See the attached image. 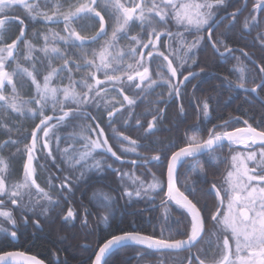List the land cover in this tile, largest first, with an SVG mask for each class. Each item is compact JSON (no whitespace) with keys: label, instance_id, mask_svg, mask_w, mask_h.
<instances>
[{"label":"snow or ice","instance_id":"obj_1","mask_svg":"<svg viewBox=\"0 0 264 264\" xmlns=\"http://www.w3.org/2000/svg\"><path fill=\"white\" fill-rule=\"evenodd\" d=\"M17 7H22L31 21L63 23L64 34L52 30L48 34L36 33L43 39V46L37 48L31 40L26 39L25 20L20 16L9 15ZM229 7H232V0H75L74 3L72 0H0V110L5 115L14 113L21 117L39 119L30 133V142L22 149H17V152L26 155L19 180L8 183L11 176L8 159L11 157L0 156V241H16L28 228L42 230L41 220L54 222L59 218L62 224L69 227H75L78 220L82 228L88 226V218L92 215L88 207L81 206L79 210L68 207L62 215L59 212L55 217L52 215L61 205V200L67 202L68 197L74 195L76 185L70 176L65 175L59 184H55L53 181L60 177L50 175L47 189L37 182V165L44 168L39 163L38 153H43L53 162L56 160L52 147L54 138L62 162L70 170L79 169V181L86 182L89 172L102 173L105 167L111 169L120 181L119 196L126 203L161 188L155 173H151L152 180L146 182L136 175V170L148 164L165 163L167 191L161 200L165 209L162 217L167 220L169 204H175L189 217L188 225L182 233L185 237L183 239L162 238L165 231L163 227L160 229V238L138 231L111 235L94 252L92 264H108L107 257L114 250L128 246H139L142 249L138 253L139 258L146 254L189 250L184 264H264V127H254L245 119L242 121L244 127L228 130L229 121L225 120L208 129L207 138L191 136L187 143L177 146L170 155L168 150L174 146L172 144L151 156H144L138 151L147 145L113 127L123 112H127V118L122 120V126L127 127L135 115L133 110L138 106V100L142 99L140 96L134 98L127 95L124 85L129 88L134 86L135 90L144 94L155 87H167L168 98L178 99L181 89L204 72L203 69L199 72L190 71L192 64H188L202 42L210 44L220 58H235L238 61L230 69L236 75V80L217 76L221 80L219 87L243 90L246 94L255 95L264 104V97L259 96L260 92H264V66L259 68V82L247 87V72L250 69L247 64L240 62L239 57L233 56L237 49L229 46L225 39L227 31L235 27L241 11L236 8L229 12ZM49 8L51 11H46ZM252 10L253 13L264 14V0H255ZM221 11L224 12L223 16L218 15ZM104 13L111 15L114 20L111 35L98 50L93 48L90 51L88 45L95 44L102 36H108ZM82 18L98 21L99 28L94 35H82L81 31L73 27V22ZM225 20H229L226 31L214 39L215 30ZM13 22L18 24L19 34L7 42V26ZM259 23L257 15L252 14L244 19L242 30H250ZM154 24L163 27L158 29ZM168 25H174L177 31H171ZM133 26L140 27L141 34L130 35ZM186 33L204 35H196L189 42L185 38ZM143 36H147V40ZM162 37H167L171 43H162ZM121 39L129 43L120 47ZM255 39L264 46V33H258ZM58 44L65 45L64 50ZM161 48L165 50L161 51ZM69 50H72L71 53ZM37 51L43 54V58L34 55ZM240 51L251 60L248 53ZM57 59L63 63L52 67L51 61ZM44 60H48L45 68L50 69L46 74H42L37 67V64H44ZM81 69L88 71L80 80L73 79L74 70L79 72ZM98 73L103 74V79ZM153 75L156 79H153ZM57 78H67L69 83L57 85ZM25 81L34 88V94L28 98H23L17 89V84L23 87ZM77 86L82 90L77 91ZM198 87L193 85L194 89ZM9 88L10 92L5 94ZM110 91L118 92L122 101L109 99ZM67 102H71L72 106H68ZM117 103L119 107L115 106ZM157 103L167 101L160 99ZM89 107L106 113L112 138L127 143V146L121 144V153L135 154L137 160H124L122 155L113 150L109 137L101 127L104 116L101 115L98 120L97 116L87 111ZM196 107L200 116L206 120L210 115L208 99L199 102ZM49 110L52 114H45ZM179 112L183 114V105H180ZM164 114L165 109H157V115H153L147 122L143 136L145 140L159 130L157 126L164 119ZM232 119L235 121L238 118ZM76 120L85 122L78 125V132L74 131L67 137L57 134L60 128ZM0 127L7 128V124H0ZM135 127L143 128L144 125L136 119ZM218 128L221 130L217 131ZM191 130L199 132L200 128L192 125ZM40 132L42 136H38ZM62 139L82 143L79 147L68 144L61 149L59 145ZM19 142L9 139L0 146L7 147ZM225 145L229 148L230 164L222 186L211 184L217 203L215 211L208 217L214 228V231L209 232L205 227L207 218L198 207L199 201L193 202L189 197L194 194L195 185L207 178L206 170L200 166L201 156H207L213 163L225 162L228 158L217 155V150ZM234 146H243V150H235ZM98 153L110 155L114 162L121 165L129 164L131 169L125 171L123 168H113L111 164L105 165L102 159H97ZM56 168L64 171L58 164ZM181 168L185 169L184 173H181ZM187 172H191L195 179L181 181L180 176ZM50 190H55L58 195L53 197ZM89 203L103 210L97 213L100 223L115 219L119 211L117 196L103 188L93 190ZM15 212H19L18 217ZM206 236L208 239L204 247L197 248L195 253L191 252ZM0 264H45V261L21 251H0ZM60 264L68 262L64 260ZM156 264H163V261L159 260Z\"/></svg>","mask_w":264,"mask_h":264},{"label":"trees","instance_id":"obj_2","mask_svg":"<svg viewBox=\"0 0 264 264\" xmlns=\"http://www.w3.org/2000/svg\"><path fill=\"white\" fill-rule=\"evenodd\" d=\"M72 2H75V0H72ZM237 2L240 5L242 4V0H232V7L228 8L229 12L234 11L237 6H239L236 4ZM254 2L255 0H248V9L252 8ZM104 14L106 24L108 25V33H110L112 31L111 29L112 25L114 24V20L108 13ZM256 15L260 21V23L255 26L256 29L251 27L250 30H242V24H240L237 20L235 27L227 31L225 39L229 46L241 49L248 53L251 59L255 61L260 67H262L264 66V46H261L260 42L255 39L257 35L253 32L256 30L257 33H263L264 14L256 13ZM239 18H241V16H238V19ZM228 24L229 20H225L215 30L216 35L214 39L218 37L220 33H223V28L225 26L227 27ZM10 25L13 26V32L18 33L19 27L15 23H11ZM27 26L28 31L26 34V39L31 40V42L33 41L37 48L42 47L43 39L42 37L37 36L36 33H45L47 30L46 25L42 22V20H37L30 22L27 21ZM78 26H83L84 31H86V26L89 29V32L87 33L81 31V34L89 35L90 29H97L99 24L96 20L82 18L79 21L73 22V27H75L77 31H80L77 29ZM176 31L177 30L175 29L174 32ZM180 31H183V29H180ZM12 35V32L8 33V37H11L10 39H13ZM196 35L200 34L186 33L185 38L190 42ZM243 35L246 38H242ZM106 39L107 37H105L103 40ZM244 40H247V42ZM57 46L62 50L65 48V45L63 44H58ZM119 46L123 47V39L120 40ZM69 51L71 53L72 50ZM221 51H223V48H221ZM36 56L43 58V54L38 51L36 52ZM233 56L239 57L240 62L247 64L248 68L250 69V71L247 72L248 79L246 86L250 88L254 85V83H258L261 76L258 69L240 52L235 51ZM72 58L75 59V57ZM193 60L196 61L195 64L192 63ZM62 63L63 61L59 59L52 60L51 66L56 67ZM237 63L238 61L235 58H230L228 60L220 58L214 53L208 43L202 42L200 47L195 50V55L191 60L188 61V64H192V67L189 69L190 71L199 72L200 69H203L204 72L192 79L191 83H188L186 87L181 89V95L178 99L173 97V100L169 101L167 96V87L166 89L163 87H155L154 90L144 94L135 90L134 86L129 88L127 85H124L127 95L133 96L134 98L140 96L142 99L138 100V106L133 110L135 115L127 127L122 126V120L127 118V112L120 114V116L114 122L113 127H115L118 132H123L124 135L130 136L133 139H137L141 144L147 145L146 147L138 149V151L144 156H151L157 152H162L165 150V146L172 144L174 146L168 150V154L170 155L171 151L176 150L177 146H183L185 143H187L188 138L191 136L207 138L208 129H211L213 125H218L225 120L229 121L228 130L236 127H243L244 125L242 121L245 119H247L249 123L253 124L254 127H264V104L261 103L260 99H257L254 95L246 94L239 90L233 91L227 88L219 87L221 80L217 79V76L227 77L233 81L236 80V75L234 72L230 71V69H232ZM46 64H48L47 60H44V64H39L41 66L39 68L41 73L42 70L43 72L44 70H50L45 68L44 65ZM85 71L86 69L80 70L82 77L84 76ZM184 74L187 73L185 72ZM63 75L66 76V74ZM153 79H156V77L153 76ZM59 80L66 85L69 83L67 78ZM193 85H199V87L194 89ZM17 89L23 98L30 97L34 92V88L27 81L24 82L23 87H21V85L18 83ZM6 92L8 91L6 90ZM111 95V98L115 101H122V96H120L118 92L111 91ZM259 96L264 97V92H260ZM160 99L166 100L167 103L158 104L157 100ZM204 99H208L210 105V115L206 120L200 116L196 107V105ZM67 103L68 106H72L71 102ZM180 105H183V114L179 112ZM31 106L34 107L35 105ZM115 106L119 107V103H117ZM161 108L165 109V114L164 119L157 126L159 130L155 131L148 140H145L143 138L144 128L147 127V122L152 119V116L157 115V109ZM87 111L90 112V109L88 108ZM45 114L52 113L49 110ZM2 115L5 114L1 110L0 116ZM92 115L97 116L98 120L101 115L104 116V120L101 121V127L104 128L105 135L109 137V143L112 144L113 150L116 151L118 155H122V158L130 160L138 159L135 154L121 153V144L127 146V143L114 140L112 138V129L107 126L106 113L96 112L92 113ZM5 116V121L2 122L0 119L1 124H7V128L0 127V143H3L9 138H18L17 140H20L21 142L15 145L9 144L7 147L1 146L4 148L3 151L6 149H8V151H10V149H18L21 144L25 145L29 143V135L32 129L35 127V124L39 123V119L16 116L13 113ZM232 118L238 119L234 121ZM136 119L141 120L144 125L143 128L135 127ZM82 123L85 122L80 120L72 121L69 126L59 129V135L61 137H67L74 131L78 132V125ZM192 125H198L200 131H192ZM219 130L221 129L218 128L217 131ZM22 136L25 138H21ZM152 141H157V143H153ZM81 143V141H65L62 139L59 147L63 149L67 147L68 144H72L74 147H79ZM22 145L21 147H23ZM13 152L15 153V151ZM23 155L19 157V160L21 159L22 161ZM217 155L221 158H228V160L222 163H213L207 159V156H201L200 166L206 170L207 178L206 180H201L195 185V192L189 197L190 199H193V202L199 201L198 207L202 209V213L207 218L206 224H211L210 218L208 217H210L211 212L215 211L217 203L215 194L211 191V184L216 183L218 187H221L223 177L226 174V170L229 166L230 152L226 146H224L222 149H218ZM97 159H102L105 165L111 164L113 168H123L124 170L131 169L130 165H121L117 162H114L111 157L105 155L104 153H98ZM55 167V164L52 163L45 166V178L48 179L50 175H54L56 172ZM138 170H142L143 175L140 174ZM165 170V163H153L148 164L146 167H139L136 170V175L150 178L152 177L151 173H155L156 178L164 184ZM64 171L67 173V176L71 177L74 184L76 185L74 195L69 196L67 202L61 200V205L55 209L52 215L55 217L57 212L61 213L62 215L68 207H73L77 210H79L81 206L88 207L92 212V215L88 218V226L82 228L78 220L75 222V227L65 226L60 222L59 218H56L54 222H45L44 220H41L42 230H33L32 228H28L23 232L22 235L19 236V239L16 243H13L12 241H0V251L21 250L27 254L37 256L39 259L44 260L46 264H60V262L64 260H67L68 264H92L94 252L96 251L97 247L109 239L111 235L121 234L123 231H138L147 235H156L158 238H160V229L163 227L165 231L162 238H185L182 233L188 225L189 217L187 214L182 209L176 207V205L169 204V215L165 221L162 217V214L165 211L164 207L162 205L154 207L164 199V187L159 189V191H157L151 198H134L132 201L126 203L125 199H121L119 196L118 186L120 181L111 169L105 167V171L102 173H97L94 171L89 172L87 174L86 182L79 181L77 179L79 176V169H64ZM184 172L185 169L181 168V173ZM56 176H59L60 179L53 181V183L59 184L64 176L61 172H58ZM190 179H195L191 172H187V174H182L180 176L181 181H188ZM96 188H103L105 191H111L113 195L117 196L119 211L117 212L115 219L110 220L108 223L98 222L97 213L98 211L103 210L97 209L89 203L92 192ZM181 190H183V188ZM52 195L53 197H56L58 193L54 190ZM64 195L68 194L65 193ZM14 214L17 215V217L19 216V212H15ZM3 226L7 227L6 224ZM62 237L64 239H61ZM205 241L196 245L192 249V252L195 253L200 245L201 247H204ZM141 251V248L134 246H128L119 250H115L107 257L108 264H156V262L159 260H162L163 264H173L172 253H155L151 255L146 254L142 258H139L138 253Z\"/></svg>","mask_w":264,"mask_h":264},{"label":"rangeland","instance_id":"obj_3","mask_svg":"<svg viewBox=\"0 0 264 264\" xmlns=\"http://www.w3.org/2000/svg\"><path fill=\"white\" fill-rule=\"evenodd\" d=\"M249 10V9H248ZM221 13H223L222 11H221ZM248 12L246 11L245 12V14L247 15L246 17H249V14L250 13H248ZM219 14V13H218ZM220 15V14H219ZM245 17V18H246ZM154 26H155V24H154ZM158 25H156L155 27H157ZM172 25H168V27L170 28ZM171 29V28H170ZM177 30V28L175 27V26H173V28L171 29L173 32H174V30ZM223 32V31H222ZM139 34H141V30H140V32H139ZM200 35H204V33H200ZM146 40H147V38H146ZM104 41V40H103ZM32 43L35 45V43L32 41ZM102 43V42H101ZM99 45H102V44H100L99 43ZM36 46V45H35ZM21 48H23V45H21L20 46ZM34 55H36V53H34ZM48 61V60H47ZM26 66V65H25ZM37 67L38 68H40L41 66L38 64L37 65ZM86 71H88V70H86ZM86 71L84 72V75H85V73H86ZM42 74H46V71L44 70V72H43V70H42ZM101 79H103V74L102 73H98L97 74ZM154 77H156L155 75H153ZM81 77H82V75H81V73H80V71L79 72H77V71H75L74 70V72H73V79H76V80H80L81 79ZM55 83L57 84V85H66V84H64L62 81H60L59 80V78L58 79H56L55 80ZM135 89V88H134ZM82 89L79 87V86H77V91H81ZM8 92H6V93H9L10 92V88L7 90ZM5 93V94H6ZM33 94H34V92H33ZM111 91L109 92V96H108V98L109 99H112L111 98ZM89 109H90V112L91 113H96L97 111H94L91 107H89ZM1 111V110H0ZM92 111H94V112H92ZM14 114V113H13ZM16 115V114H15ZM16 116H18V115H16ZM15 117V116H14ZM9 118H12V117H9ZM0 119H1V121L3 122V121H5L6 120V116L5 115H2V116H0ZM174 121V120H173ZM54 123V122H53ZM0 124H1V122H0ZM57 134H59V131H58V133ZM38 136H42V132H40V133H38ZM9 139H11V140H17L18 138H9ZM8 139V140H9ZM29 141H30V135H29ZM21 142V141H20ZM3 143H0V145H2ZM18 144V143H17ZM52 144H53V155L56 157V160L53 162L52 161V159L51 158H46L45 157V155L43 154V153H38V155L40 156V161H39V163L40 164H42V165H44V168H40L39 167V165H37V172H38V183H40L41 184V186L42 187H45L46 189L48 188V185H46L47 184V178H45V176H44V169H45V166L46 165H50V163H52V164H55V166L58 164V165H60V167L62 168V169H65V170H67L68 168H67V166L60 160L61 158H60V154H59V152H57L56 151V144H55V139L53 138V141H52ZM22 145V144H21ZM21 145H20V147H18V148H20V149H22L23 147H21ZM22 146H24V145H22ZM4 150V148H2L1 146H0V156H3V157H5V158H9V157H11L10 159H8V164H9V171L11 172V176H10V178H9V181H8V183H12V182H14V181H16V180H19L21 177H22V173H23V163H24V160H25V154L23 155V153H19V152H17V148H15V149H10V151H8V149H6L5 151H3ZM237 150V149H236ZM13 151H15V153L13 152ZM12 154H15V156L14 157H12ZM23 155V157H22V161H21V159L19 160V157L20 156H22ZM230 157V156H229ZM229 164H230V159H229ZM52 166H54V165H52ZM124 170V169H123ZM130 169H126L125 171H129ZM55 173H54V175H57V173L59 172H61V171H58L57 170V168L55 167ZM138 172L140 173V174H142L143 175V171L142 170H138ZM62 173V175L63 176H65V175H67V173L64 171V172H61ZM142 179H144L146 182L147 181H151L152 180V177H150V178H146V177H144V176H142L141 177ZM40 180H41V182H40ZM161 187L163 188V183L161 182ZM160 189V188H159ZM159 189H157L155 192H152V193H149V195H147V196H143V197H141V198H151L157 191H159ZM51 191V194L54 192V190H50ZM55 195V194H54ZM134 199V198H133ZM142 200V199H141ZM161 203V202H160ZM159 204V203H158ZM159 206V205H158ZM205 227H206V229L209 231V232H211V231H214V228H213V224H212V222H211V224L210 223H207V224H205ZM205 239H206V241H207V236L205 237ZM205 241V240H204ZM206 241H205V243H206ZM201 247V245L199 246V248ZM203 258V257H202ZM184 261H185V258H181L180 260H179V262H180V264H183L184 263Z\"/></svg>","mask_w":264,"mask_h":264},{"label":"flooded vegetation","instance_id":"obj_4","mask_svg":"<svg viewBox=\"0 0 264 264\" xmlns=\"http://www.w3.org/2000/svg\"><path fill=\"white\" fill-rule=\"evenodd\" d=\"M74 3V2H73ZM243 3H244V0H242V5H243ZM255 3V2H254ZM253 3V4H254ZM241 5V6H242ZM245 12L247 11L248 13H250L249 14V16L250 15H252V14H255L256 15V13H253V10H252V8L251 9H249L250 10V12H249V10H248V0H246V5H245ZM46 11H51V8H49V9H46ZM222 14V13H221ZM9 15H11V16H20L21 17V19H24V20H26V22H25V25H26V27H27V21H31L26 15H25V12H24V9L22 8V7H17L16 9H14L13 11H11V12H9ZM45 25H46V28H47V30H46V32L44 33V34H48V31L49 30H52V31H55V32H59L61 35H63L64 33H63V27H64V25H63V23H59V24H53V23H45L44 21H42ZM13 23H15V22H13ZM17 26H18V24L17 23H15ZM60 26V27H59ZM8 27V32L6 33V37H8V33L9 32H12L13 33V39L19 34V31H18V33L17 32H13V30H12V28H13V26L12 25H8L7 26ZM19 27V26H18ZM59 27V28H58ZM160 27H163L162 25H158L157 26V28L159 29ZM222 27V26H221ZM98 28H99V26H98ZM98 28L96 29V28H93V29H90V33H89V35L88 36H91V35H94L95 34V32L98 30ZM171 29L173 28V25L170 27ZM226 26L223 28V33L226 31ZM19 29V28H18ZM77 29L78 30H80V31H84V29H82L81 28V26H78L77 27ZM85 29H86V31H84V32H89L88 30V28L85 26ZM170 29V30H171ZM140 27H138V26H133L132 28H131V31H130V35H137V34H139V32H140ZM27 31H28V27H27ZM172 31V30H171ZM263 33H264V31H263ZM26 34H27V32H26ZM110 35H111V32L110 33H108V36H102L95 44H90V45H88L87 47L89 48V50L91 51V49H93V48H95V49H97L98 50V48H99V43L100 44H103L104 43V41H103V39L105 38V37H107V39L110 37ZM9 39H8V41L7 42H10V38L11 37H8ZM144 40H146V38H147V36H143L142 37ZM106 39V40H107ZM102 42V43H101ZM129 43V41L128 40H126V39H123V47L124 46H126L127 44ZM162 43H171L170 41H168V38L167 37H162ZM161 51H164L165 49L164 48H161L160 49ZM167 54V53H166ZM164 89H166V87H163ZM173 100V98H171V99H169V101H172ZM14 243H16V241L14 242ZM191 252H192V250H190ZM194 253V252H193ZM173 254V257H175V259H173V264H180V262H179V260L181 259V258H186L187 256H188V254H189V251H185V252H181V253H172ZM184 264V263H183Z\"/></svg>","mask_w":264,"mask_h":264},{"label":"bare ground","instance_id":"obj_5","mask_svg":"<svg viewBox=\"0 0 264 264\" xmlns=\"http://www.w3.org/2000/svg\"><path fill=\"white\" fill-rule=\"evenodd\" d=\"M235 1V0H234ZM236 4H238V2L236 3ZM239 6H237V8H241L242 6V4L240 5V4H238ZM248 14V13H247ZM239 16H241V18H239L238 19V21H239V23L240 24H243V22H244V19H245V17L247 16L246 14H245V10H243L240 14H239ZM113 26V25H112ZM252 28H254V29H256V27L255 26H252ZM258 28V27H257ZM112 30V29H111ZM254 34H258L257 32H256V30H254V32H253ZM242 38H246L244 35H243V37ZM244 41H246L247 42V40H244ZM234 49H237V51H240V49H238V48H234Z\"/></svg>","mask_w":264,"mask_h":264},{"label":"water","instance_id":"obj_6","mask_svg":"<svg viewBox=\"0 0 264 264\" xmlns=\"http://www.w3.org/2000/svg\"><path fill=\"white\" fill-rule=\"evenodd\" d=\"M244 7H245V4L242 6V8H240L241 9V11H240V13L243 11V9H244ZM258 67V66H257ZM258 68H260V67H258ZM243 91V90H242ZM236 147H238V148H242L243 146H236ZM113 160H114V158L113 157H111ZM124 160H128V159H124ZM127 165H129V164H127ZM167 191V176H166V170H165V192ZM103 244V243H102ZM101 244V245H102ZM135 247H139V246H135ZM97 250H98V248H97ZM96 250V251H97ZM13 251H18V250H13ZM184 251H186V250H184ZM22 252V251H21ZM180 252H182V251H180ZM27 254V253H26ZM28 255H30V254H28ZM93 259H94V257H93ZM46 264V263H45Z\"/></svg>","mask_w":264,"mask_h":264}]
</instances>
